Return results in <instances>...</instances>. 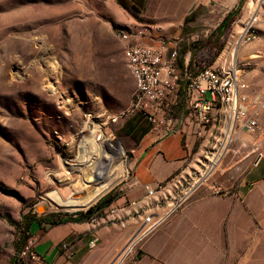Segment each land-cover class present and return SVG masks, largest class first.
<instances>
[{
	"label": "rangeland",
	"instance_id": "374dc122",
	"mask_svg": "<svg viewBox=\"0 0 264 264\" xmlns=\"http://www.w3.org/2000/svg\"><path fill=\"white\" fill-rule=\"evenodd\" d=\"M204 2L206 6L196 8L177 35L183 44L180 54L192 49L193 71L218 65L233 51L238 61L246 62L259 41L237 42L254 13L253 28L264 30V0ZM229 13L230 20L219 31ZM128 28L116 26L105 0H0V264L13 260L30 264L20 256L26 245L23 239L29 236L23 230L25 217L83 212L130 176L132 154L122 142L120 127L132 115L116 122L104 117L108 123L103 136L114 137L105 146L124 151V173L115 175L112 187L87 208L42 205L45 195L56 189L64 195L76 193L72 185L80 180V170L75 171L72 183H58L54 175L62 173L63 160H77L87 133L99 131H95L99 124L95 116L102 111L119 115L131 102L135 81L116 37L118 29ZM263 66L264 61L246 67L250 93L264 88ZM258 125L255 133L241 134L225 160L248 153L257 158L258 146L264 142V112L259 113ZM261 150L259 164H264ZM195 168L199 170L198 164ZM196 180L193 174L191 184ZM221 183L222 164L200 189L213 191L222 188ZM186 184L182 182L185 188ZM100 186L98 181L73 198L85 201Z\"/></svg>",
	"mask_w": 264,
	"mask_h": 264
},
{
	"label": "crops",
	"instance_id": "0c3cea01",
	"mask_svg": "<svg viewBox=\"0 0 264 264\" xmlns=\"http://www.w3.org/2000/svg\"><path fill=\"white\" fill-rule=\"evenodd\" d=\"M105 2L116 26H148L140 43L153 47L180 39L188 16L206 6L204 0ZM191 55V48L180 54L179 66L186 58L191 69L196 67ZM183 120L178 133L163 138L140 115L124 121L121 139L132 154L130 176L101 198L114 197L92 213L100 218L97 224L78 212L71 214L73 222L47 229L32 225L29 240L35 241L32 250L40 261L30 264H110L137 236L136 253L127 264H264V164L255 166L253 153L228 158L222 164V195L199 188L183 198L182 182L192 180L209 140L199 135L191 115ZM148 217L155 225L142 234Z\"/></svg>",
	"mask_w": 264,
	"mask_h": 264
},
{
	"label": "built area",
	"instance_id": "2783aa9c",
	"mask_svg": "<svg viewBox=\"0 0 264 264\" xmlns=\"http://www.w3.org/2000/svg\"><path fill=\"white\" fill-rule=\"evenodd\" d=\"M256 20L251 17L237 42L241 45L252 40L259 41L246 62L234 58L233 51L218 65L203 66L197 73L190 68L186 58L183 66H179L183 47L181 39H164L159 46L153 47L139 42L149 34L150 29L147 27L118 29L116 33L124 49V64L135 81V90L129 106L119 115L113 116L109 111H102L95 116L99 120L100 131L104 134L102 130L108 123L103 122L104 117L116 122L137 114L149 121L156 135L163 138L178 133L184 122L183 116L191 115L200 127L199 135H207L209 140L198 162L199 170L194 173L197 180L186 184L187 190L183 194L185 199L215 175L230 150L240 141L243 132L252 134L258 129L259 113L264 112V88L250 93L246 71V67L264 61V30L260 32L253 28ZM262 72L264 74V66ZM179 103L180 113L177 112ZM101 137L98 135L97 140L101 141ZM263 146L264 142L258 147L262 149ZM259 148L255 166L263 158ZM213 191L215 194L223 192L219 186L214 187ZM89 220L97 224L100 218L90 216ZM154 225L151 218H146L142 234ZM139 239L137 236L130 240L110 264H127L136 253ZM34 243V240H28L20 256L31 262H39L38 254L32 250ZM94 246L95 241L90 242V247Z\"/></svg>",
	"mask_w": 264,
	"mask_h": 264
},
{
	"label": "bare ground",
	"instance_id": "6f19581e",
	"mask_svg": "<svg viewBox=\"0 0 264 264\" xmlns=\"http://www.w3.org/2000/svg\"><path fill=\"white\" fill-rule=\"evenodd\" d=\"M255 16V13L254 15L252 14V18ZM235 54L236 51L234 53V58H236ZM95 131L98 132L91 131L85 136L83 143L81 144L83 150L77 157V160H63V169L61 170L62 173H56L54 176L56 177L58 183H72L75 171L77 169L80 170V180L76 184L72 185L75 188L76 193L87 190L92 186V184L98 181L102 182V186L96 187L94 191H90L92 195L85 201H80L79 199L73 198L74 194L76 193L73 194L68 192L67 195H64L58 189H56L55 191L45 195V201L42 205L46 206L48 203L51 207L58 206L64 210H78L87 208L112 187L115 182V180H113L115 175L119 173L122 174V172L124 173V151L122 149L109 150V148L105 146V141H110L112 136L107 134L104 137V134L101 133L99 126L95 127ZM98 135L102 136L101 141L97 140ZM154 221L155 220H153V222ZM151 224L152 223L147 224L145 229Z\"/></svg>",
	"mask_w": 264,
	"mask_h": 264
},
{
	"label": "trees",
	"instance_id": "16d2710c",
	"mask_svg": "<svg viewBox=\"0 0 264 264\" xmlns=\"http://www.w3.org/2000/svg\"><path fill=\"white\" fill-rule=\"evenodd\" d=\"M232 13H229L224 20L222 21L219 30L222 31V29L226 26L227 22L230 20ZM193 70V69H192ZM198 71L194 70V73H197ZM113 196H107L104 199H101L96 205L90 207L86 212H81V215H84L86 218H90V216L92 215V213L100 208V205L102 204H107L110 203L113 200ZM76 219L73 218V215H69V214H65V215H60V214H51L50 216H48L46 219H41L38 220L36 218L33 217H25L24 221H23V230L26 231V233H28L29 236H25V238L23 239V243L26 244L27 240L30 237V230H31V226L32 225H41L43 226V228L47 229L56 225H60V224H64L67 222H73ZM18 249H20V247H18ZM12 264H16V261L13 260Z\"/></svg>",
	"mask_w": 264,
	"mask_h": 264
},
{
	"label": "water",
	"instance_id": "95a60500",
	"mask_svg": "<svg viewBox=\"0 0 264 264\" xmlns=\"http://www.w3.org/2000/svg\"><path fill=\"white\" fill-rule=\"evenodd\" d=\"M39 210H41V209L39 208Z\"/></svg>",
	"mask_w": 264,
	"mask_h": 264
}]
</instances>
